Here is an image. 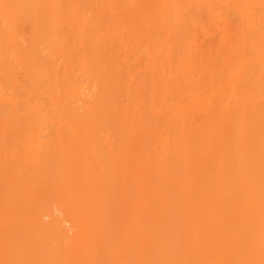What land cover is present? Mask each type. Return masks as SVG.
Masks as SVG:
<instances>
[{
	"label": "bare ground",
	"instance_id": "1",
	"mask_svg": "<svg viewBox=\"0 0 264 264\" xmlns=\"http://www.w3.org/2000/svg\"><path fill=\"white\" fill-rule=\"evenodd\" d=\"M0 264H264V0H0Z\"/></svg>",
	"mask_w": 264,
	"mask_h": 264
}]
</instances>
